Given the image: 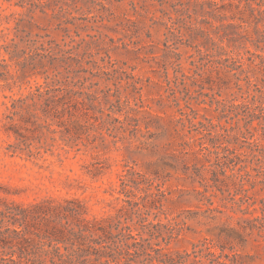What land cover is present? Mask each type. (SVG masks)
Instances as JSON below:
<instances>
[{"label": "rangeland", "instance_id": "rangeland-1", "mask_svg": "<svg viewBox=\"0 0 264 264\" xmlns=\"http://www.w3.org/2000/svg\"><path fill=\"white\" fill-rule=\"evenodd\" d=\"M195 1L0 0V199L29 204L46 198L76 197L86 206L88 217L114 216L125 205L120 200L124 195L117 193L119 176L124 169L132 167L149 178L157 176L161 190L168 193V200L162 202V211L148 219L163 226L167 219H173L171 225L180 233L168 249L186 251L189 262L194 252L206 247L215 246L211 251L219 254L217 246L231 242L240 226H246V220L260 215L259 211L252 212L253 207L249 208L252 214L243 212L253 201L258 208L257 201L264 196L261 182L264 177L257 175L264 172V163L260 161V158L264 161V74L259 70L250 71L252 83L241 81V90L235 88L232 78L221 81L219 84L225 85L219 89L214 82L225 76L216 69L215 63L203 60L209 70L203 76L204 89L192 85L194 68L189 55L196 54L180 44L173 33L177 34L180 28L182 42L195 46L202 39L194 41L189 37L192 28L197 26L211 32L209 22L219 24L218 19L206 13L210 10L207 4L194 6ZM197 2L205 3V0ZM222 23L224 28L214 30L218 34L211 33V36L216 41L221 36L231 56H245L246 50L264 55V49H256L250 41L258 35L253 26L239 27L236 19L228 18ZM256 29L264 30V26L258 25ZM6 41L8 45L3 48ZM253 59L259 62L256 57ZM75 60H80V68L69 66ZM174 61L188 76L187 92L179 80L172 83L174 71L170 63ZM97 65L109 72L112 81L83 82L85 77H90L83 70L102 74ZM244 67L248 69L247 65ZM67 71L71 76L76 75L74 81H82L85 87L92 84L90 92L97 94L101 101V105L95 101L92 107L82 109L71 118L73 137L78 138L61 134L53 117L58 109L51 101L45 105L37 100L11 104L12 98L24 97L40 88L49 92L61 79L59 73ZM211 84L214 86L209 90ZM169 87L179 108L196 111L199 120L201 116L210 119L220 132L221 128L228 131L233 128L229 133L235 134L244 148H250L247 142L253 140L260 143L258 149L262 150V156L242 149L241 163L224 168L225 177H218L222 180L218 186L223 194L208 187L213 184L210 165L215 163V155L208 151L199 154L203 168L191 155L201 135L176 121L178 108L166 98L171 93ZM107 89L113 95L119 94L121 100L127 99L131 106H143L151 113L148 132L142 124L141 131H136L131 125L115 121L114 118L123 119L122 113L106 115L110 113L109 104L102 100L101 94ZM212 94L214 100L209 96ZM115 97L109 100L114 102ZM215 100L222 104L218 105ZM44 106L52 115L46 120L41 115ZM223 106L231 112H245L249 107L255 110L259 120L252 124H247L246 119L217 120L218 108ZM235 106L239 107L235 109ZM201 121L209 127V123ZM209 149H216L223 156L221 148ZM242 166L245 168L238 171ZM93 171L99 174L90 175ZM196 171L203 178V185L198 183ZM203 195H213L212 204L203 200ZM230 197L236 203L230 202ZM229 228L235 230L229 233L230 237L226 235ZM263 245V238L253 234L247 245H235L223 254H237L231 260L238 264H264ZM201 256L202 264L212 259L205 252ZM221 260L230 263L223 257Z\"/></svg>", "mask_w": 264, "mask_h": 264}, {"label": "trees", "instance_id": "trees-1", "mask_svg": "<svg viewBox=\"0 0 264 264\" xmlns=\"http://www.w3.org/2000/svg\"><path fill=\"white\" fill-rule=\"evenodd\" d=\"M204 4H207L208 9H210L206 13L212 19H218L219 24L215 25L213 22H209L212 28L210 29L211 32H207L197 26L194 28L189 27L192 28L189 34L192 40L202 39V42L199 43L201 48L199 45L184 44L180 28L177 29V34L173 33V36L177 38L180 44L193 49L196 54L189 55V58L192 59L190 65L194 68L192 85L198 86L201 90L204 89L202 87L203 80H205L203 76L209 70L205 68L203 60H208L212 64L215 63L216 69L225 76L224 78H218V82H214L217 88L220 89L221 85L224 87L226 79L230 80L232 78L235 88L241 90V81L246 84L252 83L249 75L250 71L259 70V72L264 74V55L251 53L246 50L245 56L233 57L230 55L231 52L228 50V46L225 47L222 44L221 36H217L219 40L216 41L211 36V33L217 35L218 32L214 30L224 28L225 24L222 23L224 19H236L239 22V27L244 25L253 26L254 32L258 35L250 41L256 49H264V30L259 31L256 29L258 25L264 26V0H205V3H200L196 0L194 2V6H203ZM227 26H230V24ZM10 41L12 42L13 40L11 39L8 42ZM7 45L6 41L3 48H6ZM253 57L258 58L259 62H255ZM74 62L69 64V66L81 67L80 60H75ZM244 65H247L248 69ZM170 66L174 71L172 83H176L179 80L185 92H187L188 88L185 85L188 76L182 73L181 66L176 61L171 62ZM96 67L102 74L99 75V72L88 69L83 70L91 77H85L83 82L92 81V79L112 81V78L109 77V72L103 71L102 67L98 65ZM59 75L61 79L57 81L56 87L50 89L49 92L47 89L40 88L24 97L12 98L11 104L14 105L16 102L27 104L28 101L35 103L37 100L45 105L46 102L51 101L58 109L57 113L53 114V117L57 119L56 125L61 129V134L73 137L75 135L72 133L70 126L73 123L71 118L75 116L74 114L81 112L82 109L86 110L87 107H92L95 101L101 105V101L97 94L90 92L92 84L85 87L82 81H74L76 75L71 76L69 71L65 74L59 73ZM102 75L108 76V78H103ZM221 81H224L222 82L223 84H219ZM169 82L170 80L167 79L168 85L171 83ZM214 85L211 84L208 89L211 90ZM169 88L171 93L166 98L170 99L174 106L178 108L179 118L176 121L183 126H187L189 131L201 135L198 138L200 142L197 148L195 150L191 149V155L199 162L200 168H203V162L199 154L208 151L215 155V163L210 165L212 167V177L210 179L213 184L208 187H214L223 194L218 186L222 180L218 177L220 175L225 177L224 168L228 167L227 165L238 166L241 163L239 156H243V153H240L242 149H250L251 153L257 152L262 156V150L258 149L260 143L253 140L247 142L250 148H244L238 143V137L229 133L233 131V128H230L229 131L221 128L222 132H220L216 129L218 125L215 126L210 119L201 116V120L209 123V127L206 126L198 119L196 111L192 109L185 111L178 107L179 104L173 89ZM50 93H53V95ZM118 95H113L110 89L101 94L102 100L109 104L110 113L106 115L112 117L111 113H122V120L117 118H114V120L133 126L136 131H141L140 125L142 124L144 130L148 132L150 128L149 121L152 117L151 113L143 109V106H137V104L131 106L127 99L121 100ZM111 96H116L114 102L109 100ZM209 96L214 100V94ZM215 103L218 105L222 104L219 100H215ZM238 107L235 106V109ZM99 112L103 113L100 108ZM218 113L216 116L217 120L222 118L227 120L246 119L247 124H252L253 121L259 120L255 110L249 109V107L248 111L245 112H231L223 106V108H218ZM41 115L44 117L43 120L52 117L46 106L41 110ZM251 129L255 130V127L252 126ZM16 135L18 137V134ZM205 144H208V147ZM184 145L188 147V143H184ZM230 146L233 148L231 149ZM252 146L255 148H251ZM209 147L221 148L223 156H220V152L216 149L215 151H210ZM182 150H185V148L183 147ZM260 161L264 163L262 158H260ZM242 168L245 167H240L238 171L242 170ZM262 169L264 170V166ZM197 171L194 172L195 176L200 179L198 183L203 185L201 183L203 178ZM89 173L93 176L99 174V172L94 171ZM245 175L248 176V173L245 172ZM257 175H263L264 177V172L260 171ZM156 181H159L157 176L149 178L139 174L132 167L124 169L119 176V190L117 193L124 195V198L120 200L125 205L117 209L114 216L108 215L99 218L88 217L86 206L76 197L62 200L46 198L29 204L1 198L0 264H202L203 256L201 255L204 252L212 258L207 264H238L231 260L237 254L226 256L223 252L226 249L232 250L235 245L241 247L245 244L247 245L249 238L253 234L263 238L264 241L263 196L257 201L259 204L258 208H255L256 202L253 201L243 212L252 214L249 208L253 207L252 212L259 211L260 215L246 220V226H240L239 231L235 232L232 228L227 229L228 234L226 235L228 237H230V232H235L236 237L232 238L231 242L217 246L220 250L219 254L211 251V247L215 246L206 247L194 252V256L189 262L190 255L186 251L179 253L168 249L170 242L176 240L180 233L171 225L173 219H167V224L164 226L148 219L150 215L156 217V214L162 211V202L168 200V193L165 190H161L160 184ZM261 182L264 184V180ZM136 191H142L143 194L138 196ZM212 196L203 195L202 199L212 204ZM228 199L230 202L236 203L232 197ZM217 212L220 211L217 210ZM158 239H161V242H158ZM222 257L230 261V263L222 261Z\"/></svg>", "mask_w": 264, "mask_h": 264}]
</instances>
